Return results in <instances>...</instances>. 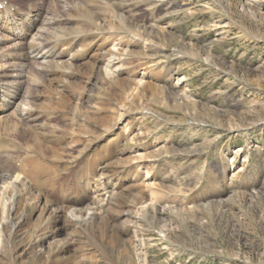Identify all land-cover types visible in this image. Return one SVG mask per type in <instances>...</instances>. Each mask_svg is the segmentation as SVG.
Segmentation results:
<instances>
[{"label": "rangeland", "instance_id": "obj_1", "mask_svg": "<svg viewBox=\"0 0 264 264\" xmlns=\"http://www.w3.org/2000/svg\"><path fill=\"white\" fill-rule=\"evenodd\" d=\"M7 1L53 18L63 62L22 87L36 120L0 117V177L105 209L53 238L17 194L0 264H264V0Z\"/></svg>", "mask_w": 264, "mask_h": 264}, {"label": "bare ground", "instance_id": "obj_2", "mask_svg": "<svg viewBox=\"0 0 264 264\" xmlns=\"http://www.w3.org/2000/svg\"><path fill=\"white\" fill-rule=\"evenodd\" d=\"M40 10L41 9L36 6L31 7V5H29V7L23 11L21 8L16 9V7L13 6L12 1L7 2L6 0H0V117H7L9 114L14 112V116L20 117L21 119L23 118L32 121L36 120V118L33 117L34 109L35 107L40 106L39 104L37 105V102L34 99H30L28 92H22V87L29 82L31 74L39 77L40 80V78L43 77L40 72L41 69L49 64H60L63 62V60H55L60 54H51L49 49L45 48V44H48V37L51 33L50 24L54 21H50L53 18H42ZM34 44H39L41 46ZM115 61L116 57L107 61L105 66V74L107 77L113 76L114 71L116 70L113 68ZM29 62L32 67H28ZM19 130L17 129V131ZM13 138H15V136ZM35 142L39 144L40 140H37L36 138ZM56 153H58V151ZM8 192L10 195L13 193V196L10 199H6ZM25 193L29 194V199L32 203H35L34 212H41L47 216L46 219H48V221L55 224L54 230L52 227L49 230V232H51L49 237L52 236L53 238L55 235H58V233L63 231L64 227L68 223L80 222L83 225H89L92 221L88 222V218L92 219V217L100 215L102 210L105 209V207H102V199L96 200L86 207L74 209L69 207H52L49 201H42L41 196H36V194L32 192L31 186L27 183V181L23 180L20 175L15 178L11 175H7V177H0L1 223L9 222L11 214H15L13 211L14 205H9L10 200L13 203V201H15L14 196L16 197L17 194ZM104 202L108 203V200L105 199ZM41 213L40 216L42 217ZM64 215L67 216L66 224L62 223ZM19 220L23 221L21 227L30 221L28 217H23ZM105 223L106 226L109 225L106 219L97 222L99 226H105ZM38 227L35 228L34 232L38 229ZM42 229L43 231H46L49 227H44ZM34 232L31 235H34ZM46 235L38 234L35 238L34 245L39 249L40 253H49L55 244H59L58 238L56 237L57 241L51 245L49 237H44ZM68 239H72L71 236H69ZM68 242L59 244V246H65L66 248L68 247ZM4 246L1 248L2 253L7 252V245ZM18 246L19 245L15 243L14 247L17 251Z\"/></svg>", "mask_w": 264, "mask_h": 264}]
</instances>
